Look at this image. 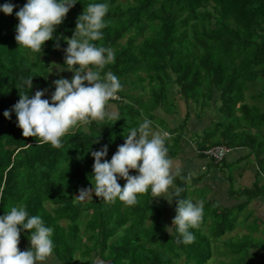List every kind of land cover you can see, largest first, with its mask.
<instances>
[{"label": "trees", "instance_id": "trees-1", "mask_svg": "<svg viewBox=\"0 0 264 264\" xmlns=\"http://www.w3.org/2000/svg\"><path fill=\"white\" fill-rule=\"evenodd\" d=\"M26 2L0 0V7L15 5L11 15L0 11V216L20 204L29 216L39 215L53 229L50 257L56 264H208L218 243L229 259L221 264H264V237L255 236L264 235V221L248 223L245 215L246 234L231 237L237 242L221 240L235 230L238 215L252 199H264V182H258L264 180V0H76L41 55L15 41L16 12ZM91 3L109 5L103 39L93 43L115 52L114 63L101 75L111 72L122 85L119 100L109 101L118 117L81 126L63 138L61 148L39 144L23 137L11 110L20 93L31 98L37 90H47L42 98L51 99L54 78L59 79L51 69L68 70L65 40L72 38L78 17ZM53 57L58 64L51 62ZM29 77L31 89L22 86ZM178 100L186 109L178 129L186 125L190 107L211 118L197 139L203 157L213 146L244 149L257 166L252 187L235 193L244 201L212 212L205 206L200 227L189 229L195 241L187 245L176 243L175 226L168 231L176 197L170 223L150 190L133 207L119 200L105 203L94 193L83 202L73 197L94 187L92 151L107 145L105 160L110 162L111 148L139 127L141 115L153 117L158 108L174 111ZM188 178H175L171 192L182 188L179 198L190 199ZM118 182L121 187L126 183ZM29 238V232L21 231L20 242Z\"/></svg>", "mask_w": 264, "mask_h": 264}, {"label": "clouds", "instance_id": "clouds-1", "mask_svg": "<svg viewBox=\"0 0 264 264\" xmlns=\"http://www.w3.org/2000/svg\"><path fill=\"white\" fill-rule=\"evenodd\" d=\"M75 4L76 0H27L16 12L17 45L41 55L42 46L53 39L56 27L63 23ZM14 7L5 3L0 11L11 15ZM108 11L107 3H91L78 17L72 38L65 40V65L67 71L73 73L72 79L55 80L50 100L42 98L47 90H37L31 98L28 92L20 93L11 111L16 114L17 127L23 137H34L39 144H50L58 149L63 147L64 137L109 115V101L119 99L117 93L122 85L113 73L102 76L101 72L106 65L114 63L115 52L111 47L93 43L103 39ZM24 85L31 89L32 78L24 79ZM4 117L10 118V111H5ZM152 123L145 118L138 128L131 129L110 162L105 160L107 145L92 151L94 187L80 189L76 199L83 202L92 199L94 193L105 203L114 204L119 200L126 207H133L149 190L154 198L162 197L169 203L176 197V215L168 231L170 233L175 226L179 234L176 243L191 244L195 236L189 229H198L202 224L204 202L179 198L182 188H176L174 193L169 191L181 168L168 157L165 139L169 133L153 132ZM132 171L137 175H130ZM119 179L126 181L123 187ZM21 231L30 233L31 247L25 251L18 247ZM52 235L53 229L46 227L39 215L29 216L25 205L11 207L7 214L0 216V264H44L54 250Z\"/></svg>", "mask_w": 264, "mask_h": 264}, {"label": "crops", "instance_id": "crops-1", "mask_svg": "<svg viewBox=\"0 0 264 264\" xmlns=\"http://www.w3.org/2000/svg\"><path fill=\"white\" fill-rule=\"evenodd\" d=\"M107 112L111 118H115L118 115L114 105H110V109L107 108ZM185 113L186 109L183 101L178 100V107L174 111L159 108L151 112L153 117L141 115L138 123L141 124L147 118L153 122L150 126L153 132L166 131L169 133V137L165 139L168 157L180 165L181 172L176 178L189 175L187 185L190 193L194 194V196L190 195L193 197V203L200 201L199 199H206L208 202H206L205 206L211 207L210 212L216 209L234 208L237 203L244 201V199L239 200L236 198L235 193L251 188L257 180V166L254 159L247 158L246 150L234 149L219 164V167L210 166V162L199 151L197 139L204 133V129L211 121V118L204 116L205 120H203L201 115L199 116L198 114L196 116V111L189 110L186 125L181 127L182 130H180L178 128L183 122ZM124 139L115 143L111 148L109 160H111L118 147L124 143ZM173 189L174 186L169 191L171 192ZM152 200L162 203L163 215L170 223L172 220L171 211L173 202L169 203L162 197L158 199L153 197ZM249 207L253 210L258 209V220L264 221V199L260 201L256 200ZM244 216L242 213L238 215L236 228H244V225H242ZM259 227L260 229L262 228L261 225ZM25 242L22 241L19 245ZM47 261L50 260H46L45 262Z\"/></svg>", "mask_w": 264, "mask_h": 264}, {"label": "rangeland", "instance_id": "rangeland-1", "mask_svg": "<svg viewBox=\"0 0 264 264\" xmlns=\"http://www.w3.org/2000/svg\"><path fill=\"white\" fill-rule=\"evenodd\" d=\"M51 60V62L52 63H54V64H58V59L57 58H51L50 59ZM51 73L53 74V75H55L57 78L59 77V79L60 78H64V79H68V80H71V78H72V72H68V71H66V70H62V68H60V67H58V68H53V69H51ZM55 80H56V78H54ZM175 93V95H176V97L178 98V95H177V93L176 92H174ZM145 100V99H144ZM159 109V108H158ZM157 109V110H158ZM193 108H191L190 107V110H192ZM196 112H199V111H197V108H196V110H195ZM200 113V112H199ZM201 114V113H200ZM145 115H147V114H145ZM201 116H202V119L203 120H205L204 118L205 117H203V115L201 114ZM117 117H118V115H117ZM132 123V122H131ZM125 140V139H124ZM243 151H245V150H243ZM110 156H111V154H110ZM217 167H219V166H217ZM223 168V167H222ZM223 170H225L224 168H223ZM258 182L261 184L262 182H264V180H262V178H259L258 179ZM192 193H190L189 192V196L191 195ZM193 196H194V194H192ZM191 195V196H192ZM78 196V193H76V194H74L73 195V197H74V199L75 200H77L76 199V197ZM190 196V199L192 200L193 199V197H191ZM263 199V196H259V197H257V198H254V199H252L251 201H250V203H249V205L247 206V208L245 207V209L242 211V214L243 215H248L249 216V220H248V223H252V222H254V220L255 219H258L259 218V216H258V213H257V211H258V209H256V210H253L252 208H250L249 206H252L253 205V203L254 202H256V200H262ZM200 201L202 200L203 202H204V206H205V204H206V202H208L206 199H199ZM194 201V200H193ZM205 209V208H204ZM211 209V207L209 206V208L207 209L208 211ZM235 213H236V210L234 211ZM204 213H205V210H204ZM245 218H246V216H244L243 217V220H245ZM241 219V218H240ZM262 231V230H261ZM242 234H246V230L244 229V228H242V229H238V228H236V230H234L231 234H226L223 238H221V240L223 241V240H226V239H231V237L232 238H234L235 237V235H242ZM255 236H257V237H259V236H262V237H264V235L262 234V233H256L255 234ZM258 239H261V238H258ZM231 240H233V242H237L239 239H231ZM261 241H263V239H261ZM18 247H19V249H21V251H25V250H27L28 248H30L31 247V245H30V240L29 241H26L24 244H21V245H18ZM215 251H216V253L214 254V257L208 262V264H221V262H227V261H229V259L227 258V256H224L226 253H224V255L222 254V252L224 251V248L223 247H221L220 245H219V243L218 244H216V248H215ZM47 260H50V261H47V262H44V264H56V261L53 259V261H52V259H51V257H49ZM57 264H60V263H58L57 262ZM95 264H103L101 261H98V260H96V263Z\"/></svg>", "mask_w": 264, "mask_h": 264}, {"label": "built area", "instance_id": "built-area-1", "mask_svg": "<svg viewBox=\"0 0 264 264\" xmlns=\"http://www.w3.org/2000/svg\"><path fill=\"white\" fill-rule=\"evenodd\" d=\"M119 100V99H115ZM168 138V137H167ZM231 152V149L225 146H213L203 151L204 158L212 160L213 163L220 164Z\"/></svg>", "mask_w": 264, "mask_h": 264}]
</instances>
